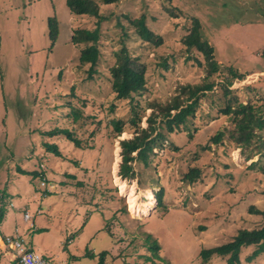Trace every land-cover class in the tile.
<instances>
[{
  "label": "rangeland",
  "instance_id": "rangeland-1",
  "mask_svg": "<svg viewBox=\"0 0 264 264\" xmlns=\"http://www.w3.org/2000/svg\"><path fill=\"white\" fill-rule=\"evenodd\" d=\"M96 1L99 20L72 15L65 0H0V242L16 233L29 250L63 264H98L102 252L104 264H200L201 250L261 223L249 209L264 210L258 170L264 130L238 149L221 111L226 86L238 102L264 113V0ZM140 17L156 44L136 35L130 22ZM48 18L57 22L53 44ZM194 20L218 66L213 88L197 100L185 129L172 125L168 132L153 118L165 139L130 162L134 177L124 180L119 143L134 136L133 113L136 125L147 128L153 110L160 115L158 106L185 101L184 88L205 76L203 57L182 42ZM96 26L100 55L90 70L80 65L83 45H73L71 36ZM122 47L144 73V89L132 100L117 99L111 89L109 70ZM231 71L243 78L231 79ZM55 129L70 137H48ZM191 168L200 172L193 184L183 179ZM115 176L133 186L139 206L152 194L149 213L129 211ZM152 243L159 248L155 260ZM254 249H241V264H264V253L246 261ZM209 264L226 260L213 257Z\"/></svg>",
  "mask_w": 264,
  "mask_h": 264
},
{
  "label": "trees",
  "instance_id": "trees-1",
  "mask_svg": "<svg viewBox=\"0 0 264 264\" xmlns=\"http://www.w3.org/2000/svg\"><path fill=\"white\" fill-rule=\"evenodd\" d=\"M103 5H110L116 3V0H99ZM65 5L69 9L70 13L74 16H88L92 18H97L99 20V5L96 0H65ZM48 37L53 44L56 40L58 30L57 22L54 18H48ZM133 26L136 35L146 43L155 42V35L147 28L145 20L143 17H140L136 20L130 22ZM199 23L194 20L189 29V33L184 36L182 39L183 44L186 46L187 50L194 49L199 53L204 59V70L205 76L202 79V82L198 86L184 88V92L187 93L185 101L192 100V102L183 107L185 101L180 100L175 97L171 102L166 103L163 106H158V113H155V110L152 111V118L147 119L148 127L141 128L136 124L140 119H136L137 114H134L132 110L133 118L129 121L132 126L135 128V133L133 138L123 140L119 143L121 149V164L119 166V175L122 179L132 180L134 173L132 171L131 164L132 161L136 159H141L145 157L148 153L152 151L154 146H159L165 137L157 128L152 125L155 121L154 117H159V124L163 125L159 127L162 129L166 128L168 132H172V125L175 126L174 129H178L179 125L182 124V127L186 128V118L192 115L194 106L197 103V100L203 96L205 93L209 92L213 88V83H210V77L212 74L216 73L218 66L213 58V49L207 44V42L202 41L201 33L199 32ZM98 39H99V29L96 26L94 30H76L71 36V43L73 45H83V48L79 52L78 61L80 65L88 64L90 70L95 67L99 59V48H98ZM135 61H132L128 56V52L125 47H122L115 54V61L113 66L110 68V78H111V89L115 94L117 99H131L133 96H139L140 92L144 89V73L143 70L138 71L135 69ZM200 66V64H199ZM89 70V72H90ZM231 79H242L243 76L239 75L235 71L230 73ZM230 85V82L228 83ZM226 86L223 87V97L226 98L225 106L222 109V114L224 116H229V119L233 125L232 131L230 132L229 139L236 145L238 149L245 148L249 146L251 142L256 138V132H262L264 130V113L263 107H257L256 109L252 107L251 104H243L238 102L234 96H232V91ZM230 95V96H229ZM186 103V102H185ZM171 111H175V114H171ZM77 118V115H74V119ZM116 126V131L120 134V127L122 122L118 121L113 123ZM57 134H66V137L70 136L63 130H52L47 133L48 137L55 136ZM153 136V137H152ZM217 140L221 138L222 133H218ZM47 149H54V147L45 145ZM136 152V156H132ZM251 151V154H254ZM257 154H260V150L256 151ZM57 154V153H56ZM58 155V154H57ZM251 158V157H247ZM261 173V176L264 178V163L260 165L258 169ZM23 174V171H19ZM199 170L196 168H191L184 175V181L189 184H193L197 181L199 177ZM249 211L260 217L261 223L258 227L253 229H240L234 235V237L226 243L217 245L212 248L203 249L199 252L198 256L200 259V264H209V261L213 257L224 258L226 264H241L239 260V254L241 249L247 248L249 246L255 247L254 251L246 258V261H250L257 257L259 254L264 253V210H257L255 207H250ZM158 245L152 243L149 246L148 251L151 254L153 260H155L158 253ZM106 252L99 254L98 264H104V258ZM151 261V259H147ZM161 261L160 259H157Z\"/></svg>",
  "mask_w": 264,
  "mask_h": 264
},
{
  "label": "built area",
  "instance_id": "built-area-1",
  "mask_svg": "<svg viewBox=\"0 0 264 264\" xmlns=\"http://www.w3.org/2000/svg\"><path fill=\"white\" fill-rule=\"evenodd\" d=\"M4 244L14 251L18 264H54L49 259L43 258L32 250H29L17 236L14 239L10 237L5 238Z\"/></svg>",
  "mask_w": 264,
  "mask_h": 264
},
{
  "label": "bare ground",
  "instance_id": "bare-ground-1",
  "mask_svg": "<svg viewBox=\"0 0 264 264\" xmlns=\"http://www.w3.org/2000/svg\"><path fill=\"white\" fill-rule=\"evenodd\" d=\"M115 164H114V168H113L114 172H115V167H116ZM115 180H116V185L118 186L120 193H124V195L126 194L128 208H129V211L133 215L147 214V213H149V211H151L154 203H153L152 194L150 192H146V201L141 206H139V205H137L135 197H134L135 191H134L133 186L129 188L126 184H124L123 181L119 180L117 177L115 178Z\"/></svg>",
  "mask_w": 264,
  "mask_h": 264
},
{
  "label": "crops",
  "instance_id": "crops-1",
  "mask_svg": "<svg viewBox=\"0 0 264 264\" xmlns=\"http://www.w3.org/2000/svg\"><path fill=\"white\" fill-rule=\"evenodd\" d=\"M50 190H54L53 187L50 188L47 193L44 192V194H46L45 196H48V194H50ZM4 222V221H3ZM1 231V230H0ZM14 236H18V234L14 233ZM7 238V235L2 236V243L0 242V264H18L17 260L15 259V253L14 251L10 250L5 244H4V240ZM11 238V237H10ZM1 241V240H0ZM3 244V247L2 245ZM52 260V259H51ZM54 264H63L62 262L59 261H54Z\"/></svg>",
  "mask_w": 264,
  "mask_h": 264
}]
</instances>
